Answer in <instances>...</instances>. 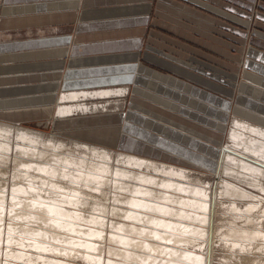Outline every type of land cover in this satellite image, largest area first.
Listing matches in <instances>:
<instances>
[{
  "label": "rangeland",
  "instance_id": "obj_1",
  "mask_svg": "<svg viewBox=\"0 0 264 264\" xmlns=\"http://www.w3.org/2000/svg\"><path fill=\"white\" fill-rule=\"evenodd\" d=\"M180 1L183 2L182 4H184V6L187 5L189 7H184V8L175 7L174 9L171 7L166 8L162 4L160 5L159 0H153L151 21L145 33V42H144L145 44L144 47L140 49L142 53L140 60L138 61H141V63L145 67H149L151 70H153L156 73H160L162 75L175 76L191 86H196L198 88L211 91L217 96L228 100L231 108H234L237 105L238 93L242 92L243 82L248 81L244 76L245 71L249 69L247 67L248 61L250 58L255 59L254 55L251 57L252 48H255L260 51H264V20L260 18V15L264 14V0H198L197 2L195 0L193 1L180 0ZM202 1L208 4H205ZM163 22L167 24L163 25L162 24ZM74 26L75 24L73 23L68 25L64 24L59 28L46 27L44 28L43 32L47 34L63 33V32L73 33ZM11 33L12 36H15L16 33H18L17 35L18 37H26L27 35L25 29H22L20 31L13 30ZM31 35L32 36L39 35V32L37 31L36 28H33L31 30ZM153 47L161 50L162 54L160 53L158 54L157 53L158 51L152 50ZM147 52L154 53L160 56L161 58L163 57L165 59L171 60L175 62L177 65L178 64L182 65L187 69L194 70L197 75L211 79L212 82L215 83V87L213 88L211 86L206 85L201 80L196 79L194 75L190 76L185 72L175 71L171 67H167L151 59L150 57H147ZM166 54H168V56H166ZM147 74H149V76ZM144 75L147 76L148 78L155 77V74L150 75V73H146V72ZM159 81L162 83V86H170L175 90H177L180 94H183L185 97H189V98L196 97L201 102H207V101H202L204 100L203 98L205 97H203L200 94L194 93L193 89L186 88L185 86H181V87L178 85L176 86L171 81H170L171 83L168 82V84L165 83L167 82L166 80H164L163 82L161 80ZM36 83L37 82H34L33 84ZM142 83L143 85L139 84V86H141L144 90L146 89L145 92L150 91L151 93L156 92L158 94L159 93L163 94L162 91L159 90L158 88L150 86L149 84H145L143 81ZM222 86L225 87V90H221L219 88ZM116 88H122V86H115L114 88H102V89H116ZM96 90H100V89H96ZM138 92L135 93L133 89H131V91L129 89V93H125L126 96L125 95L122 97L111 96L107 99L96 100V101H101V102H97L99 106H106V109H104L101 112V114L99 113L97 114L103 117L105 115L108 117L109 115V116H113L114 118H112L110 121L107 119V121L104 122L89 123L90 126H92L90 127V129L95 128L103 132L106 130H113L111 132H114L116 137L118 134L115 133L117 131H115L114 129L120 127L121 134L126 136V138L128 139H132V142H127L125 137L124 139H122L121 136H119L118 138H120V141L110 144L111 146H109V148H107L108 146L104 147L105 145L102 146V144H98L100 145L98 147L100 148L103 147L104 149L106 148L108 150H111L112 155L115 159H117L119 155L122 156V153L142 156L155 160L159 163H167L178 167L186 168L189 171L196 173V175L202 176L204 180L211 179V176H213L214 173L219 172L218 170L221 169L224 163V155L226 154V152H228L224 148H227V146L233 144L231 139V133L236 127V120L243 119L242 117L237 116L233 112V110L230 111L227 124L223 126L224 131L223 132L219 131L218 133L216 127L210 125L206 120H204V117L202 118L203 115L211 118V116L208 113H206L203 109H201L199 106L197 107L196 104H192L189 101L183 99L181 100L176 97L169 96L173 100L175 99L178 103L183 104V106L192 109L197 114H200V115L197 114L192 115L185 112H179L180 114H178L180 116H183L184 118H188L187 123L195 122L197 124L196 126L197 129L199 131L208 133L210 137L198 136L195 133L182 130L181 127H179L181 124H186L187 119L180 117L179 119L181 120L177 121L179 123L172 124L170 121L166 119V117H169L171 119V117L173 118V116H175L178 118L176 112L174 113L173 111L168 112L169 111L168 110L166 111L167 112L166 113L165 109H167V107L159 103L158 99L155 100L152 97L147 98V96H145L142 92L140 91ZM138 100L146 102L147 105H153L155 106V108L156 107L159 108L161 113L157 109L156 111L160 113L161 117L160 116L152 117V115L150 116L148 112L144 113L141 110H139L143 114H146L148 116V117L145 116L146 119L151 120L149 124L147 123L146 119L141 121L140 119L131 116L129 114L130 111H134L136 110V108H138L136 104ZM96 101H94L95 102L94 104H96ZM88 103L92 104L91 101H88ZM218 107L220 109L221 106L218 105ZM169 109L171 110L172 108ZM56 113H54V117L57 115ZM42 118L40 117V119L35 118V119L18 120L16 121L15 125L23 126L34 131H40L45 133L48 138L54 139V142L57 146L61 145L62 147H64L63 150L66 151L67 153L74 152L75 145L77 143L96 145V143L85 142L82 139L79 140L78 138H76L78 133L75 134L76 137L72 135V133H70V130L73 131V129H65V128L60 129V127L56 126L54 121L50 119L51 117L47 119L48 117L43 116ZM215 120L218 121L219 119L216 117ZM160 123L162 124L161 126L172 127L175 128L176 131H181L179 133H181L184 136V138L183 140L177 138V140L180 147L184 148L186 151L183 152L181 148L174 149L168 146H164V145L162 146L158 144V142L157 143L153 142V141L161 142L162 140H170L174 142L176 141L174 137L168 132L159 131L160 128L157 127H159ZM128 124L131 125V128L130 126H128ZM70 126L72 125H66L65 127H70ZM133 126H137V128L140 129H145V131L147 130L148 132L154 134L159 138L152 136L151 140L149 141L150 136L148 137L146 135L140 134V132L135 130ZM212 129L214 131H211ZM143 134H145V132H143ZM14 135L15 137L13 141L12 151L10 152V156L12 160L6 162L5 164L3 163L0 168V190H3L6 193L5 201H4L6 203V209L3 214V219L0 225L2 226L1 228L2 233L0 234V264H46V263L54 264V262H57L59 264H108L110 260L113 261L121 260L117 255H114V250L120 248L121 246L119 243H116L114 240L111 241V235L126 234L129 236H136L124 230H122V232L119 231L120 230L119 227L121 225L124 227L126 226L125 224L127 225L136 224L137 226L143 229L158 227L156 225L153 226V224H151L150 222L147 223L145 221L132 220L129 218L132 207L128 204V200H130V198L134 194L129 192V190L122 189L116 186L115 182L112 179H109L108 180L109 182L102 186H99L93 182V184H91L92 186L89 187V183L87 184L84 181L82 175L81 176L79 175L84 172L78 171L80 172L78 173L75 170L76 169L75 166L69 165L68 163L65 162V160H62L63 158L60 159L57 158V162H59V164L56 161H52L51 162L52 165L46 163L48 161L44 159L42 160V163H37V165H35L27 162L26 160H24L23 162V159L19 158V160L21 161L20 163L16 164L15 162H13L15 160V156L17 155L24 157V155L20 153L17 149H15L14 143H16L17 141L16 140L17 132H15ZM133 140L137 142H134ZM139 141L149 144L150 147H152L154 150L160 151L161 153L167 152L168 154H170L172 157L175 158L174 159L175 161L165 160V158L162 156H153V155L144 154L142 151L139 150L140 149L139 146H136L134 144V143H139ZM191 141H197L199 142V145L196 146ZM202 144H204L205 147H203ZM159 147H163V149ZM74 153H76V151ZM230 153L235 156V153L233 152ZM76 154L80 157L86 156L84 154H79V153ZM193 156L196 157L194 158ZM62 165L64 166L63 168ZM65 166H69V168L66 169ZM85 171L87 172L88 170L85 169ZM73 175L75 176L73 177ZM51 176H53V178ZM224 178L230 182L241 185L239 180L234 179L232 176L229 177L224 176ZM216 179L219 180V176H217ZM83 182L84 184L85 183L86 184L83 185ZM137 182L140 181H136V183ZM31 184L35 187H33ZM153 185L155 186V188L159 187L155 184H149V187L154 188ZM248 185L249 184H244V185L242 184V186L248 188V190H250L254 194L264 197V190H259L257 188L253 189L250 188ZM19 187H21L22 189ZM26 189L28 190V194L30 193V195L27 194L28 196L26 195L25 192L24 195H22L23 194L22 191ZM32 189L34 191H32ZM31 191L33 193H31ZM75 191H77L78 193L77 192L75 193ZM157 191L158 193L156 194V197L155 196L151 197L147 195L146 197H148L150 200L155 199L156 201L155 200L153 201L155 203L164 201L163 198H165L164 197L165 195H163L158 189ZM20 193L22 196L20 195ZM59 193H62L63 196L60 195ZM70 193L77 194L81 198L80 201L74 205L67 204V206H65V210L67 212H70L71 214H75V213L78 214L79 212L80 216L78 215V217L75 219V217L77 216L75 214L76 216L73 215L74 218H72V220L71 218H69L71 220L70 223L73 225L71 226V228L67 227L69 229L68 232L66 230H62L63 231L62 232L59 231L60 229L59 230L57 229L58 232H62L60 234L61 236L59 235V241H57L54 238V236L51 237L50 232H47L48 235L50 236V240H49L48 238L45 237V235L37 231V228L44 229L45 228L44 226L39 227V225H36L35 223H33V225L30 224L32 227L30 225L26 226L25 224L26 222L24 219L21 220L20 217L18 216L15 217L11 214L10 205L13 204L14 202L12 197L14 195L16 196L19 195L20 196L19 198L21 200L24 197L35 198L36 196V199H39L40 197V200L43 201H50L51 198H54L56 201L57 200L61 201V199L63 201V197L66 196L67 198L68 197L67 195H71ZM175 194L182 196L186 195L188 198H192V193L175 191ZM56 195L57 196L60 195L59 196L60 198L59 197L55 198ZM231 198L232 197H228L223 204L217 205L218 208L217 209L218 215L216 216L217 220L215 219L216 223H214L213 221L214 218H212L213 224L210 229V239L206 247L204 246L205 244L203 245L202 243L203 238L200 241H197L195 239L196 238L200 239V237L193 234H186L183 233L182 231L179 232L177 231L178 234L181 235L184 234V236H186L183 238L186 239L191 238L190 242L187 243V245L186 243L182 244L181 246L173 244L176 248H181L182 250H185L189 253L191 252L190 254L194 255L187 258L186 259L187 261L185 259H182L183 264H190V263L203 264L199 262V260L197 261L198 257L196 256H202V257L205 256L206 259L205 264H264V239L263 241L258 239L256 240L255 243H254L255 240H253L252 244H250L251 243L250 241L248 242L246 240L247 241L246 242L245 240H243L242 242L245 244H243L242 246L239 245L237 246L235 244L236 245L235 246L233 244L235 243V240H233L235 239V237L232 239L229 237L228 239H231L233 241L229 240L228 242L224 238L226 236H223L224 232L228 233L229 229L233 230L234 228L235 230L237 227L240 226H246L252 228L253 225H255V223L250 221V219L251 220L252 219L255 220V218L256 219L260 218L259 220L262 219L259 215H263V212H261V214H259V212L264 209L263 208L264 202H263V206L262 207L260 206L259 209L255 211V216H257L258 214L257 216L258 218H257L254 216V212H245L246 214L242 213L248 207L249 204L248 200L238 203L237 206L239 207V209H241V215H239L240 210L238 213V210L235 211L230 206ZM51 202H53V199H51ZM56 203L58 205L62 204L61 202H60L61 204H59L58 202ZM63 204L65 203L63 202ZM228 205L230 206V208ZM177 206L178 208H181V205H178V203H173V205L171 203L170 208H177ZM66 207H68V209ZM16 208H20V206ZM185 208L187 209H185L186 211H184L183 213H187L188 215L190 214V212L192 213V211L194 210L191 208L189 209L188 207ZM150 212H151L150 210L146 212L145 215L147 218L145 217V215L142 216L141 218L147 220L149 215L150 216L149 220L152 219L153 216L152 220H154V218L156 217L155 220L164 219L163 220L164 222L176 221V224H181V223L182 225L187 224L186 226L191 225L200 228L201 225V223H195L193 225V221H191V219L189 218H181L182 219L181 220L180 217L176 216L177 210H174L172 214L169 215L168 217L167 215H159L161 214L159 212L158 213L156 212L150 213ZM247 213L248 216H246ZM158 215L160 217H158ZM249 215H251V217ZM212 217H214V214ZM246 217L247 219H245ZM9 222L11 223V225H13V223L15 222L14 224L17 225V227H20L21 229L20 228L18 229L17 227H14L13 229V227H10ZM214 224H216L215 227L216 229L214 228ZM233 225L234 227H232ZM158 228L159 230L160 228L163 231L165 230L164 227H158ZM9 229L12 231H9ZM263 229H264V225H263ZM169 231L174 232L173 229ZM39 233L42 236L41 235L39 236ZM69 233H73V234H69ZM32 234H34L33 237ZM214 234H215V238L213 239ZM47 240L49 242L48 244L53 242L52 244L56 246L54 247L53 245V248H58L59 246H60L59 248L64 247V249H67L69 253L62 252L61 254V252H56V251H52L51 253L50 249L53 248H50V245H48L47 243H46L47 245L44 244V246L45 245L46 247L49 246V248L46 249L48 252L46 250L44 251H42L41 249L38 250L37 244L40 241H47ZM63 240L66 241L70 240V243L68 244L64 243ZM81 240H83L84 242ZM160 242L161 244H163V241ZM22 253L25 256L22 255ZM137 253L141 254V256L145 260L143 261L142 259L137 264H153L152 261L148 262L147 260L148 256L154 254V252L151 251L150 248H147L146 246L138 248ZM39 255L42 256L43 258L40 257ZM161 257L164 256L161 255ZM43 259H45V262L46 261L47 262L46 263L43 262L44 261ZM48 259L50 260V262Z\"/></svg>",
  "mask_w": 264,
  "mask_h": 264
},
{
  "label": "crops",
  "instance_id": "obj_2",
  "mask_svg": "<svg viewBox=\"0 0 264 264\" xmlns=\"http://www.w3.org/2000/svg\"><path fill=\"white\" fill-rule=\"evenodd\" d=\"M159 3L166 8L173 9L189 7L184 6L180 0H159ZM152 9L153 0H0V120L4 123L15 124L18 120L40 119L43 116L49 119L51 117L50 119L60 129H73V131L70 130V133L74 136L78 133L75 137L79 140L96 143L97 146L102 144L109 148L110 144L120 141L119 136L122 139L126 138L121 134L120 127L117 128L118 130L114 129L118 134L115 137L114 132H111L113 130L103 132L95 128L90 129L92 126L89 123L104 122L107 119L110 121L114 118L113 116H100L99 114L103 110L88 114H69L63 117H58V115L54 117V113L57 112L62 92L106 90L102 88L122 86V88L116 89H125L124 95L129 93V89L130 91L133 89L135 93L140 91L147 98L158 99L159 103L167 107V109L164 108L165 112L169 110L168 112L173 111L177 115L180 114L179 112L192 115L197 113L169 96L196 104L211 116L210 118L203 115L202 118L204 117V120L216 127L218 133L224 131L223 126L227 124L229 112L232 110L244 120L264 126V51L252 48L251 57L254 55L255 59H249L247 66L249 69L244 74L248 81L243 82L242 92L238 93L237 105L231 108L228 100L213 92L191 86L175 76L156 73L138 61L142 53L140 49L145 44V33L150 25ZM260 18L264 20V14L260 15ZM73 23L75 24L73 33L47 34L43 32L46 27L59 28L64 24ZM162 24L167 23L163 22ZM33 28L37 29L39 35H31ZM22 29L27 32L26 37H18V33L12 36L13 30L20 31ZM152 50L162 54L158 48L153 47ZM147 57L171 67L175 71H182L190 76L194 75L196 79L206 85L215 87V83L211 79L197 75L194 70L179 64L178 66L175 62L161 58L154 53L147 52ZM145 72L150 75L155 74V77L148 78L144 75ZM147 75L149 76V74ZM159 80L162 82L166 80V84L171 81L176 86L193 89L194 93L206 98V100L203 98L202 101L207 102H201L196 97H185L170 86H162ZM142 81L158 88L163 94L151 93L148 90L145 92L146 89L139 86V84L143 85ZM34 82L37 83L33 84ZM219 88L225 90L224 86ZM136 104L138 108L130 111L131 116L141 121L147 116L142 112H148L152 117L160 116L159 108L147 105L141 100H138ZM218 105L221 106L220 109ZM180 117L183 116L178 115V118L173 116L171 119L166 117V119L175 124L179 123L177 121L181 120ZM216 117L219 119L218 121L215 120ZM184 119H187L186 124L179 126L182 130L195 133L198 136L210 137L208 133L199 131L195 122L187 123L188 118ZM146 120L150 124L151 120ZM66 125L72 126L65 127ZM161 125L160 123L157 127L160 128L159 131L168 132L176 141L153 142L174 149L181 148L177 140V138L180 140L184 138L179 133L181 131ZM128 126L131 128V125L128 124ZM133 128L142 135L150 136L149 141L152 136L159 138L145 129L137 128V126H133ZM126 141L132 142V139L126 138ZM191 142L196 146L199 145L197 141ZM139 143L134 144L139 146V150L144 154L162 156L165 160L175 159L167 152L161 153L154 150L149 144L140 141ZM202 146L205 147L204 144ZM159 148L163 149V147ZM181 150L186 151L184 148Z\"/></svg>",
  "mask_w": 264,
  "mask_h": 264
},
{
  "label": "bare ground",
  "instance_id": "obj_3",
  "mask_svg": "<svg viewBox=\"0 0 264 264\" xmlns=\"http://www.w3.org/2000/svg\"><path fill=\"white\" fill-rule=\"evenodd\" d=\"M124 92H125V89H114V90L106 89V90H98V91L95 90V91L63 93L59 98L60 103L57 106V115L58 117H63L69 114H79V113L88 114V113H93L98 110H104L106 109V106H99L97 102H101V101H96V100L107 99L111 96L122 97L124 95ZM88 101H91L92 104L88 103ZM94 101H96V104H94L95 103ZM15 132H17V136H16L17 141L16 143H14L15 149H17L20 153L24 155V157L17 156V155L15 156V160L13 162H15L16 164L20 163L21 160H19V158L23 159V162L24 160H26L27 162L35 164V165H37V163H42L43 159L48 161L46 163H49V165H52L51 163L52 161L57 162V158L59 159L63 158L62 160H65L66 163H68L71 166H75L76 169L75 168L74 169L77 172L78 171L84 172L79 175L80 176L82 175L84 181L87 184L89 183V187L92 186L91 184H93V182L99 186H102V185L107 184L109 182L108 181L109 179H112L115 182L116 186L122 189L129 190V192L134 194L130 198V200H128V204L132 207V210L130 211V215H129L130 219L138 220V221H145L147 223L150 222L151 224H153V226L156 225L158 227L165 228L164 231L160 228V230H162L160 231L158 227H157L158 229L156 227L143 229L137 226L136 224H128V225L125 224L126 226L124 227L121 225L119 227L120 228L119 231L122 232V230H124L136 236H129L126 234L125 235L124 234L123 235H120V234L111 235V241L114 240L116 243H119L121 246L120 248L114 250V255H117L121 260H115V261L110 260L108 264H137L142 259L143 261H145L144 258L141 256V254L137 253L138 248H141L144 246H146L147 248H150V250L154 252V254L148 256V259H147L148 262L152 261L153 264L154 263L155 264H181V263L183 264L182 259L186 260L187 258L194 256V255L190 254L191 252L189 253L185 250H182L181 248H176L174 245L181 246L182 244H185V243L187 245V243L190 242L191 238H188V239L183 238L186 236H184V234L182 235L178 234L177 231L178 232L182 231L183 233L193 234V235L200 237V239L199 238L195 239L197 241H200L203 238L202 243L203 245L205 244L204 246L206 247L210 239V229L213 224L212 218H214L213 220L214 223H216L215 219L217 220V217H216L218 215L217 205L223 204L228 197H232L230 199L231 201L230 206L235 211L238 210V213L240 210L239 215H241V209H239L237 205L238 203H241L242 201L248 200L249 202L248 207L242 213L254 212V216H255V211H257L260 206L261 207L263 206L264 197L254 194L253 192L248 190V188H245L244 186H242V184L243 185L249 184L248 186L253 189L257 188L259 190H264V186H263L264 185V126L254 124L244 119L236 120V127L231 133V139H232L233 144L230 146H227V148H224L228 152H226V154L224 155V163L220 169L221 173H220V170L217 169L219 172L214 173V175L211 176V179H208V180H204L202 176L196 175V173H193L186 168L178 167V166L167 164V163H159L155 160L145 158V157L122 153V156L119 155V157L115 159L112 155L111 150H108L106 148L104 149L103 147L100 148L98 146L85 144V143L83 144L77 143L75 145L76 153L86 155L85 157L84 156L80 157L76 153H74L75 151L74 152L69 151L70 153H67L66 151H64L63 150L64 147H62L61 145L57 146L54 142V139L48 138L47 135L43 132L34 131L29 128L23 127V126H18L15 124L4 123V122H0V168L3 163L5 164L6 162L12 160L10 156V152L12 151ZM230 152L235 153V156L231 154ZM25 156L27 159L25 158ZM57 163L59 164V162ZM63 167L64 166L62 165V168ZM65 168L68 169L69 166H65ZM85 169H87L88 171L86 172ZM68 171H71V170H68ZM74 176L75 175H73V177ZM217 176H219V180L216 179ZM224 176H228V177L232 176L234 179L239 180L241 185L240 184L238 185V184H235L233 182L226 180ZM51 177L53 178V176ZM136 181H140V182L136 183ZM85 184L83 182V185ZM149 184H155L161 188L159 187L155 188L154 185H153L154 188H151L149 187ZM157 189L163 195H165L164 196L165 198H163L164 201L155 203L153 202L155 199L150 200L148 197H146V195L151 196V197L153 196L156 197V194L158 193ZM26 190L22 191L23 193L22 195H24V192L26 193V195L28 194V190L27 192ZM32 191L34 190L32 189ZM32 191L31 193H33ZM175 191L192 193V198H188L186 195L185 196L176 195ZM76 192L77 191H75V193ZM5 194L6 193L3 190H0V225L3 219V214L6 209V203L4 202ZM59 194L63 196L62 193H59ZM70 194L71 195H67L68 196L67 198L66 196L63 197V201L62 199L61 201H58V200L56 201L54 198H51L53 199V202H51V199L50 201L40 200V197L39 199H36V196L35 198L34 197L25 198L24 197L21 200L19 198L20 197L19 195L16 196L12 194L14 195L12 196L14 202L13 204L10 205L11 214L15 217L16 216L20 217L21 220L24 219L26 222L25 223L26 226L30 224L33 225V223H35L36 225H39V227L44 226L45 227L44 229L37 228V231L45 235V237L48 238L49 240H50V236L51 237L54 236V238L57 241H59V235L63 232L62 230H66L68 232L69 230L68 228L69 227L71 228V226L73 225L70 223V221L72 220V218H74L73 215L76 214V213L71 214L70 212H67L65 210V206H67V204L74 205L78 203L81 198L77 194H72V193ZM28 195H30V193ZM59 196L56 195L55 198ZM56 202H58L59 204L61 203L62 204L58 205ZM63 202L65 204H63ZM169 202H171L172 205L173 203H178V205H181V208H178V206L177 208H170L171 203ZM18 206H20V208H16ZM185 207H188L189 209L191 208L194 210L192 211V213L190 212V214L188 215L187 213H183L184 211H186L185 209H187ZM66 208L68 209V207ZM144 210L146 212L149 210L151 212H156V213L159 212L161 213L159 215H167V217L171 215L174 210H177L176 216L180 217V219L189 218L191 219V221H193V225L195 223H201V225H200V228L194 227L191 225L186 226L187 224L185 225H182V223L176 224V221L175 222H172V221L164 222L163 221L164 219L155 220L156 217L154 218V220H152L153 216H152V219L149 220L150 218L149 215H148V219L145 220L144 218H141L142 216L146 214ZM261 212H263V215H259L262 218L261 220H259L260 218L257 217L258 214L257 216H255L258 219L253 217L255 218V220L253 219L251 220L249 218L250 221L255 223V225H253L252 228H249L246 226L237 227L238 229L236 228L235 230L234 228L233 230L228 228L229 229L228 233L224 232L223 234V236H226L224 238L229 242V240L235 237V239H233L235 240V243L233 244L234 245L236 244L237 246L238 245L242 246L243 244H245L242 242L243 240L245 241L247 240L248 242L250 241L251 242L250 244L253 243L252 242L253 240H255L254 243L258 239L263 241L264 239V229H263L264 209L261 210L259 214H261ZM213 214H214V217H212ZM76 215H75L76 216L75 219L78 217V215L80 216V213L78 212V214ZM159 215L158 217H160ZM246 216H248V213ZM249 216L251 217V215ZM69 218H71V220ZM245 219H247V217ZM14 223L13 225H11L10 223V227H13V229L14 227H17V225H15ZM73 227H72V230H73ZM215 227H216V224H214V228ZM232 227H234V225ZM1 228L2 226H0V234L2 233ZM17 228L19 229L20 227H17ZM57 229L58 230L60 229L59 231H62V232H58ZM171 229H173L174 232L169 231ZM9 231H12V230L9 229ZM47 232L51 233L50 236L48 235ZM78 232H81V231H78ZM94 232H95V229H94ZM171 232L174 234H172ZM40 233H39V236L41 235ZM73 233H69V234H73ZM33 235L34 234H32V237ZM229 237L231 239H228ZM214 238H215V234L213 235V239ZM63 241L64 243H67V244L70 243V240L69 241L63 240ZM160 241H163V244H161ZM39 243H38L39 245L37 244L38 250L41 249L42 251H44L47 248H49V246L46 247V245L49 243L48 240L40 241ZM52 243L48 244L50 245V248H53L54 244ZM44 244L46 245L44 246ZM246 244H249V243H246ZM54 247L56 246L54 245ZM59 247L50 249V252L52 253V251H56V252H61V254L62 252L69 253V251H67V249H64L63 246H62L63 248H59ZM22 255L24 254L22 253ZM161 255H163L164 257H161ZM196 257H198L197 261L199 260V262L203 264L206 263L205 256L203 257L196 256ZM45 259H43L44 260L43 262H45ZM191 261H192V258H191ZM54 264H59V263L54 262Z\"/></svg>",
  "mask_w": 264,
  "mask_h": 264
}]
</instances>
